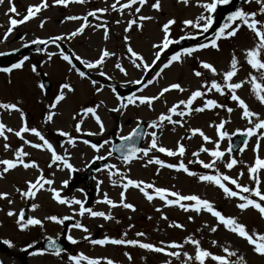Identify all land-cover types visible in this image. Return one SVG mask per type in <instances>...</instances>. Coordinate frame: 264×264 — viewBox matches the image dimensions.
Wrapping results in <instances>:
<instances>
[{
	"label": "rangeland",
	"instance_id": "rangeland-1",
	"mask_svg": "<svg viewBox=\"0 0 264 264\" xmlns=\"http://www.w3.org/2000/svg\"><path fill=\"white\" fill-rule=\"evenodd\" d=\"M114 2L115 0H86L84 4L70 3L67 7H64L54 5L52 0H48L49 8L43 9L35 18L16 26L6 40L3 39V35L9 26L10 16L12 18H22L26 14L27 7L40 3V0H12L17 12L20 13V17L8 14L9 0H4L0 4V53H5V55H0V68L9 67L13 63H17L24 56L29 57L25 61L23 68L14 69L11 74L0 72V102L16 103L22 109L28 126L30 128H37L53 144L58 154L63 155L65 150H67L70 154V163L74 166V169H78L79 171L85 170L88 164L99 160L94 159V157L106 156L107 151L111 148V145H105L99 152H96L89 145L82 143L83 139H88L93 143H97L98 141L102 143L105 139L112 140L114 137L127 135L136 127L137 121L150 123L160 113L166 112L167 108L173 103H176L180 99H186L192 91L200 87L205 79L209 82L213 78L217 80L221 79L219 75L213 77L211 73L202 70L200 68V61L212 63L218 72H222L228 69L231 55L235 51L237 57L241 59L242 67L234 80L243 79L250 71H253L243 61L242 57L243 50L253 45V35L246 29H241L236 37L219 41V51L209 47L194 53L191 57H184L182 62H174L161 73L159 78L154 79L153 84L134 94L145 96L156 95L161 89L172 83H179L185 88V92L181 93L178 90H170L161 99L154 101L151 109L146 105L137 104L136 106L130 105L127 109L122 110V112L114 113L110 111L111 108L118 106L117 95L119 94L113 92L108 86L109 82H115L121 88L129 89L135 85L131 83L132 81L145 80L146 82L147 73H149L147 80L153 79L155 72L159 71L163 63H166L167 59L176 52L174 51L175 44L170 45L162 53L161 59L157 61L155 67L145 72L142 69L136 68L128 59L124 37L128 36L129 40L127 43L131 44L133 50L144 57L145 62L151 64L156 51L152 45L161 41L163 36L162 26L167 20L175 19L176 21L171 26V37L173 39H178L180 36L185 35L186 32L195 31L193 29H184L182 23L183 20L193 19L202 13L203 9L196 6L195 0H191L187 6L178 2V0H160L161 9L159 11L150 6L155 0H147L141 12L137 15L151 16L152 19L144 21L142 28L133 26L128 32H125L127 21L134 18L128 9L124 10L123 15L117 11L100 14V21H97L95 18H89L91 25L104 21L107 22V40L104 38L103 29L87 27L82 34L71 39L59 41L60 48L64 49L65 54L72 56L76 68L84 71L87 78L80 77L74 69L70 71L71 66L59 55V49L50 43L41 49V51L30 52L23 57H19L20 52L34 45L31 43L32 40H47L49 37L67 36L68 33L75 31L82 23V21H68L65 19L66 16H84L89 11L107 7ZM120 2L126 3L127 0H120ZM136 6L138 5H134L133 8ZM239 7H243L246 11H258L259 8L254 0L250 5L241 0ZM218 9L214 14L215 18L218 14ZM117 20L121 22L117 24ZM42 21L43 27L40 26ZM200 42H204V40ZM197 43L189 44L186 47L194 46ZM105 48L115 53V55L108 57L103 66L95 69H88L84 64L75 59V56H79L82 60L95 61L99 58L101 50ZM49 52L57 54L49 60L47 55ZM117 61L121 63L127 75H124V73L115 68ZM33 64L37 66V73L39 74L31 71ZM196 70L203 71L204 75L196 77L194 75ZM101 71L105 73L104 76L99 75ZM44 76L53 84L50 89L42 90L39 87L41 79ZM91 80H96L97 84L93 85ZM66 82L73 86L74 91L66 92L65 99L57 105L56 109H52L56 113L53 120L46 121L45 116L50 110L49 105L53 102L55 95L58 94L59 86ZM96 88H100L101 91L97 92ZM240 90L241 98L246 101L250 109L260 113L264 117V105H261L251 93L250 85L245 84ZM119 96L128 97V95L124 96L121 94ZM206 98L216 99L218 103L232 107L234 111L228 113L225 109L221 108L205 110L202 113L194 112L191 116L183 118L185 121L183 127L173 126L165 121L163 129L157 132L158 143L162 146L175 149L180 138L185 137L182 142L185 144L186 153L183 157H168L159 152L151 153L150 155H156L167 163H177L180 159H183L185 164H188L190 160L195 159L192 153L197 151L201 146L209 149L215 146L213 143L203 142L198 134L190 139L187 138L190 136L188 132L189 128H200L212 140H216L218 139V132L215 127H210V125L218 124L220 120H228L229 122L225 125L223 131L228 132L229 136L220 142V149L224 151L229 147L230 139L238 129L244 131L250 126L245 119L241 118V111L237 107L235 108L234 103L228 95L221 96L212 92L208 93ZM101 101L103 103L97 110V114L105 125L103 135L88 136L82 134L99 132L97 123L90 115L85 117L84 123L81 125L82 132L77 133L75 131V124L79 120V117L75 120L73 117H76L83 107L94 106L100 104ZM201 104L202 100L197 99L193 106L199 107ZM15 114L16 117L13 119ZM173 118L177 119L178 117L174 116ZM0 120L6 125H9V121L12 120L15 124L13 129L16 130L22 126L21 113L17 111L9 112L0 109ZM152 130L148 128L147 132H151ZM61 131L68 132L77 138L75 147L68 142L67 137L60 135ZM7 135V141L0 137V159L13 158L14 150L23 143L14 134ZM24 135L25 139L33 143L40 142L31 133H25ZM149 141L150 136H146L143 147L147 146ZM6 142L10 145L7 151L3 148ZM256 142L257 136H252L247 141V145L241 148L243 149L242 152L238 150L231 153L232 156L241 161L233 169L228 170L224 167L223 161L229 159L227 152L223 161H217V168L234 178L243 170L245 175L240 177L239 182L241 184H249L246 166L254 162L256 153L253 149ZM24 150L30 154L28 159L35 160L39 168L24 169L23 167H17L15 170H11L3 177H0V192L10 193L9 199L12 200V203L9 204L8 199H0V241L10 242L8 244L10 247L8 252L0 249V262L2 264H22L23 249L29 244L35 245L46 237H59L62 234L72 235L78 243L71 244L70 242L68 249L62 252L60 256L48 253L31 254L27 258L28 264H73L68 259L69 255H76L81 252L90 258H100L102 264H106V259H111L116 264H163L166 259H170L172 264H180V261L175 258L139 247L113 244L94 245L89 243L87 239H84L85 236L88 237L97 230H101L100 239H103L105 236L117 239H140L143 242H151L156 245H159L161 241L165 242V244L171 241L183 242L187 236L194 235L197 239H200L203 248L209 249L213 253L223 254L221 248L212 246L211 241L216 240L220 244H230L234 249H238L239 253L245 256L248 264H264V257L254 254L250 246L236 235L229 233L223 228L218 229L216 233H212L205 228V224L212 226L216 223L215 218L206 212L197 214L191 211L185 212L179 207H163L161 200L150 202L139 190L131 187L126 191L125 196L126 202L132 203L135 206V211L123 207L112 208L103 202H98L103 201L105 193L113 201L119 202L120 200V192L122 191V188L119 186L120 176L116 175L110 178L107 168L95 173L93 179L95 186L94 196L90 202H87L85 199V185L73 181L72 170L63 168L62 166L58 167L57 165L49 167L51 157L50 153L46 150H38L30 145H24ZM259 155L264 158V138L261 139ZM199 158L205 162L210 160V156L206 153H200ZM107 159L116 164L121 173L128 178L151 182L157 187L169 188L181 194H197L211 201L226 216H234L240 222L245 223L249 230L264 232V218L259 215L258 211L251 208L240 211L236 207L238 203L237 199L226 198L222 190L210 183L200 182L198 179L188 176L183 172L173 173L172 171L174 170L172 169L164 168L159 169V172H157L158 166L148 165L145 167L146 161L134 160L130 165H124L122 160L114 155ZM188 167L190 170L198 173L214 174V170L202 169L200 165L195 163L188 164ZM41 170L45 178L54 180V184L51 186L45 185V189L54 187L60 190L62 197L79 199L84 202L85 207H91L94 211L111 213L113 219L106 220L103 217H91L87 213L81 217L76 214L78 213L79 206L59 204L52 198V194L48 190L39 191L34 199L22 198L16 189L19 188L21 191L26 190V182L34 181L40 175ZM113 179L117 181L116 186H113L111 182ZM261 179L264 181V173H261ZM65 180L69 182L66 187L63 185V181ZM231 187L234 188V186ZM262 188H264V185H262ZM33 203L39 206L35 210L31 207ZM27 206L29 207L28 218L36 217L43 220L44 217L49 215H56L58 217L70 216L74 217L76 222L79 221L84 224L89 229V232L85 233L74 227L67 229L64 225H58L46 220L43 227L29 226L21 230L17 224V220L21 209ZM157 208H162L163 215L168 217L167 220L161 219V212H157ZM74 209L76 210L75 212L73 211ZM9 211H13L16 214L8 216L7 213ZM189 216L193 217L191 221L188 219ZM174 222L180 223L184 227H169ZM129 225H133L134 227L129 228ZM197 229L200 231H197ZM141 231L146 235L144 237H136V232ZM125 232H127V237L123 236ZM181 251L194 254V246L185 244ZM126 252L132 255L133 259L131 261L125 256ZM82 264H86V262H82ZM206 264H213V262L209 260L206 261Z\"/></svg>",
	"mask_w": 264,
	"mask_h": 264
},
{
	"label": "snow or ice",
	"instance_id": "snow-or-ice-1",
	"mask_svg": "<svg viewBox=\"0 0 264 264\" xmlns=\"http://www.w3.org/2000/svg\"><path fill=\"white\" fill-rule=\"evenodd\" d=\"M4 0H0V4H2ZM178 2L183 3L185 6L189 5L191 0H178ZM231 2V0H195L196 6L203 9L202 13L196 16L193 19H185L183 20L184 29H193V32H186L185 35L180 36L178 39H173L171 37V26L176 23L175 19H169L162 26L163 36L159 43H155L152 45L153 49H156L154 53V59L151 64L145 62L144 57L138 52L134 51L131 44L127 43L129 40L128 36L124 37L126 42V52L128 54V59L130 62L138 69H142L147 72L152 69L157 61H160L162 53L169 48L172 44H179L180 41L186 39L195 40L197 36L204 37V42H200L191 47H183L179 51H176L173 55H171L166 63L159 68V71L155 72V77L153 79H148L146 82L141 80H135L131 83L142 85L141 89L138 91H142L143 88H146L148 85L154 83V79L159 78L161 73L164 72L165 69L169 68L174 62H182L184 57H191L194 53L207 49L211 47L219 51V41L231 39L237 36V34L241 31V29H246L251 32L253 35V45L244 49L242 53L243 61L250 66V71L248 75L239 79L238 81L234 80L237 77L240 68L242 67L241 59H239L233 51L229 63V67L227 70L222 72H218L217 68L214 67L212 63L200 61V68L202 70H206L211 73L213 77L220 76L221 79L217 80L215 78L211 79L209 82L207 79L200 85L199 88L192 91L190 95L186 99H180L176 103H173L170 107L167 108L166 112L160 113L156 119H153L150 123H148L147 127L153 129L151 132L142 131L143 121H137L136 127H134L127 135H120L119 139L123 143L119 145H115L112 140L105 139L102 143H93L88 139H83L81 142L85 145H89L93 150L99 152L101 148H104L105 145H112V147L107 151L106 156H97L94 159H107L108 157H112L114 152H119L120 155L118 159L122 160L124 165H130L134 160L146 161L145 167L148 165H157L159 169H172L177 172H183L188 176L194 177L198 179L200 182H207L222 190L224 196L226 198H235L238 200L236 207L240 211H245L249 208L258 211L259 215L264 218V181L261 179V173H264V158L260 157L259 150L261 147V139L264 138V117L262 115L252 109H250L249 105L246 101L241 98L240 95L237 94V91L244 87L245 84L250 85V91L255 96V98L259 101L261 105H264V0H254V2L259 6L258 11H246L243 7H239L236 10L232 11L227 15L224 22L219 25L217 29L212 32L211 37L206 36L205 34L209 33L210 29H213V25L215 23L214 14L217 12L218 6L227 5ZM253 0H244V3L251 4ZM54 5L67 7L70 3H79L84 4L86 0H52ZM147 3V0H127L126 3H121L120 0H115L114 3L108 5L107 7L97 8L95 10L87 12L84 16H76L69 15L66 16L65 19L68 21H82L78 28L71 33H68L67 36H55L49 37L47 40L44 39H34L31 41L32 44H53L59 49V55L62 57L64 61H66L71 67V70H76L80 77L87 78L86 73L84 71H80L76 68V65L73 64L72 56L65 54L64 49L60 48L59 41L64 39H71L82 34L87 27H93L95 29H103L104 30V38L108 39V26L107 22H100L95 25H91L89 23V17L95 18L97 21L101 20V15L103 13H107L109 11H117L121 15H123L124 10L128 9L130 14L134 17L133 19H129L127 21V26L125 28V32L130 31L133 26L142 28L143 22L147 20H151V16L146 15H137L141 12V9ZM9 8L7 10L8 14H13L15 17H20V13L17 12V9L12 3V0H9ZM134 5H138L133 8ZM151 8L159 11L161 9L160 0H155L152 3ZM50 5L48 0H40V3L36 5H30L26 9V14L22 16V18H9V26L7 31L3 35V39L6 40L8 35L12 33L14 28L18 25L24 24L25 22L35 18L38 13H40L43 9L49 8ZM139 21V23H138ZM121 21L117 20L116 23L119 24ZM41 27H43V21L41 22ZM37 51H41V49H37ZM57 53L49 52L47 53L48 59L56 55ZM0 55H5V53H0ZM115 53L110 52L108 49H102L99 55V58L95 61H87L82 60L79 56H75V59L80 61V63L84 64V66L88 69H95L97 67L103 66L105 60L108 57L114 56ZM29 59L28 56H24L17 63H13L9 67L0 68V72L11 74L14 69H21L24 66L25 61ZM115 68L120 72L127 75V72L122 67L119 61L116 62ZM31 71L33 73H37V66L33 64L31 66ZM39 74V73H37ZM99 75L104 76V72H100ZM196 77H201L204 75L203 71L196 70L194 72ZM93 85L97 84L96 80H91ZM40 89H45V84H39ZM170 90H178L179 92H185V88L182 87L179 83H172L167 87H164L160 90V92L156 95L145 96V95H130L127 98L123 96L117 95L118 106L110 109L111 112H122V110L127 109L130 105L136 106L146 105L148 108L153 107V102L161 99L166 93ZM74 91L73 86L70 83H63L59 86L58 94L55 95L53 102L49 105V111L45 116L46 121H52L56 113L52 111V109H56L57 105L63 101L66 97V92ZM97 92H100V88H96ZM113 92L115 89L113 88ZM215 92L221 96L228 95L230 100L236 104L237 109L241 111V118L245 119L250 125L244 130V133L248 137L257 136V142L253 149L256 153L254 162L248 166H246L247 173L249 175V184H241L239 182L240 177L245 175V172L242 170L239 172L237 177H232L223 173L217 168V161H223L225 154L227 152L229 159L224 162V167L228 170L233 169L235 166L241 163L235 156H232L231 153L233 151L231 145L224 151L220 149V142L227 136L229 133L223 131L225 125L229 122L228 120H220L218 124L210 125V127H215L218 132V139L212 140L209 136H207L203 130L200 128H189L188 132L190 136L187 138H191L196 136L197 134L202 138L203 142L213 143L215 146L212 149L201 146L197 151L192 153V156L195 158L190 160L188 164H198L202 169L205 170H214V174L208 173H198L196 171L190 170L188 164H185L183 159H180L177 163H167L165 160L160 159L156 155H150L151 153L159 152L163 153L168 157H183L186 153L185 144L182 142L185 137H181L180 141L177 142V146L175 149L168 148L162 146L158 143V130H162L164 126V122L166 121L168 124L173 126L183 127L185 124L184 117L191 116L192 113H202L205 110L212 109H225L228 113H232L234 109L232 107H228L224 104L218 103L216 99L206 98L208 93ZM197 99L202 100V104L199 107H194V102ZM100 104H96L94 106L83 107L79 113H77L76 117L73 119L79 120L75 124V131L77 133H81V125L84 123L85 117L89 115L91 118L95 120L99 127L98 133L87 132L82 133L83 135L95 136V135H103L105 131V125L101 120V117L97 114V110L101 107ZM0 109L6 111H17L21 113L22 126L16 130L12 127L7 126L2 120H0V137H2L5 141L8 140L7 134H14L18 137L23 143L20 147L14 150L13 158L0 159V177H3L11 170H15L17 167H23L24 169L28 168H39V165L35 160L28 159L30 154L24 150V145H30L31 147L38 150H46L50 153L51 163L49 167L53 165L62 166L63 168H67L69 170L74 171V166L70 163V154L65 150L64 154H58L55 147L52 143L49 142L45 138V136L35 127H29L26 119L24 118V113L22 109L18 107L16 103H4L0 102ZM178 117L174 119L173 117ZM240 130L238 129L237 132ZM25 133H31L35 135L39 139V143H33L25 139ZM60 135L68 138V142L75 147L77 143V138L73 137L68 132H60ZM146 136H150V141L145 147L137 146V138H143ZM245 146L247 145V141L244 142ZM5 151L9 150L10 145L6 142L3 145ZM242 152L243 149H240ZM200 153H206L210 156V160L205 162L200 159ZM108 169L109 177H113L116 175L120 176V187L122 191L120 192V200L119 202L113 201L108 197L105 193L103 196V202L112 208L115 207H123L125 209H130L135 211V206L132 203L126 202V191L131 187L139 190L143 196L148 201H153L154 199H159L162 201L163 207H179L185 212H195L200 214L202 212H206L210 214L213 218H215L216 223L212 226L205 224V228H207L210 232L216 233L218 229L223 228L227 230L229 233L236 235L238 238L244 240L248 246H250L251 251L260 256L264 257V232H260L257 230H249L245 223L240 222L234 216H226L222 213V211L218 210L217 207L208 199L202 198L197 194H181L177 191H172L169 188L165 187H157L154 183L145 182L143 180H136L128 178L126 175L121 173L120 169L117 168L116 164L106 165ZM113 186L117 185V181L113 179ZM68 181H63V185L66 187L68 185ZM54 184V180L50 178H45L43 175V171H40V175L36 177L34 181L26 182V190L21 191V189L17 188L16 191L22 198L34 199L37 193L41 190H48L52 194V198L62 205H77L79 216L83 217L86 213L91 217H103L106 220L113 219L111 213H105L104 211H94L91 207H85L84 202L76 198H68L62 197L60 190H57L54 187H49L45 189V185L51 186ZM234 186L231 187V186ZM10 193L8 192H0V199H8V203L11 204L12 200L9 199ZM32 209L35 210L39 206L35 203L31 205ZM76 211L75 209L73 210ZM157 212H161V219L167 220L168 217L163 215L162 208H157ZM16 213L13 211H9L7 213L8 216H13ZM74 217L63 216L58 217L56 215H49L44 217V219L29 217L25 220V215L23 209H21L19 213V218L17 220V224L21 230L28 228L29 226H44V221H49L56 223L58 225H64L65 221L73 219ZM151 219V217H149ZM188 219L191 221L193 219L192 216H189ZM72 227L76 229H80L85 233L89 232V229L77 221ZM134 227L133 225H129V228ZM169 227L175 228H183L184 225L180 223H172ZM197 231H200L197 229ZM136 237H144L146 234L144 232H136ZM124 237H127V232L123 234ZM68 241L71 244H76L78 241L73 238L72 235H67ZM84 239H88L87 236ZM48 248L53 249L52 254L55 256H60L62 253V249L56 245V242L49 237ZM4 243L9 244V241H4ZM90 243L94 245H123V246H131V247H139L141 249H145L155 253H162L167 257L175 258L180 261V264H206V261H212L213 264H248L245 256L239 253L238 249H234L230 244H220L216 240H212L211 244L214 247L221 248L223 254H216L210 251L209 249H205L201 245L200 239H197L194 235L187 236L183 242L171 241L167 244L161 241L159 245L153 244L151 242H143L140 239H126V238H110L105 236L103 239H92ZM188 244L194 246V254H189L186 251H181L184 248V245ZM29 248L33 247L32 244L28 245ZM35 254H43L42 252L33 253ZM125 256L129 261L133 259L130 253H125ZM183 257V258H182ZM68 259L73 262V264H82V262H86V264H102L100 258H90L86 256L84 253H78L76 255H69ZM2 264V262H0ZM106 264H116L111 259H106ZM163 264H172L170 259H166Z\"/></svg>",
	"mask_w": 264,
	"mask_h": 264
},
{
	"label": "water",
	"instance_id": "water-1",
	"mask_svg": "<svg viewBox=\"0 0 264 264\" xmlns=\"http://www.w3.org/2000/svg\"><path fill=\"white\" fill-rule=\"evenodd\" d=\"M240 0H233L232 1V4L229 5L228 7H226V9L223 11L222 15L220 16L219 20H218V24L225 18L227 17L228 14H230L232 11H234L235 7L238 5ZM211 33V32H210ZM210 33L208 34H205L206 36L210 35ZM201 39H204V37H201V36H197L195 40H192V39H186V40H183V41H180L179 45L180 47L181 46H184L186 45L187 43H190V42H194V41H198V40H201ZM45 45V44H44ZM44 45H41V44H36L34 50L36 49H39V48H42ZM27 51H25L26 53ZM44 84H45V87L49 88L50 87V84L49 82L45 79L44 80ZM142 131H145L146 132V124L143 123L142 125ZM144 138V137H143ZM143 138H137V146L138 147H141V144H142V140ZM248 136L244 133H238L234 138V142H233V146H232V149L233 151L238 149L239 147H241L243 145V143L247 140ZM113 143L115 145H119L121 143H123L122 141H120V139H115L113 141ZM116 153L118 156L120 155L119 152H114ZM110 163L106 160H101V161H97L95 162L94 164L90 165L89 168H88V171H86L84 174H79L77 171L75 172V176L78 180L80 179H84L87 183V190H88V197L90 198L91 197V194H92V190H93V187L91 185V182H92V179H93V173L99 169V168H103L105 167L106 165H109ZM27 212L24 211V215L26 216ZM72 223V221H69L67 222V225H70ZM55 242H56V245L58 247H60L61 249H64L66 247V244L61 242V241H57L56 239H53ZM48 244H49V241L48 239L44 240L41 244H40V247L39 249H46V250H49V251H53V249H49L48 248ZM4 250H8V247L5 245V244H2ZM32 251V248H28L25 250V256H27L30 252ZM24 264H27L26 262H24Z\"/></svg>",
	"mask_w": 264,
	"mask_h": 264
},
{
	"label": "bare ground",
	"instance_id": "bare-ground-1",
	"mask_svg": "<svg viewBox=\"0 0 264 264\" xmlns=\"http://www.w3.org/2000/svg\"><path fill=\"white\" fill-rule=\"evenodd\" d=\"M4 5V4H3ZM1 6V5H0ZM241 90H238V92H237V94L238 95H240L241 94V92H240ZM241 96V95H240ZM234 103V102H233ZM234 105H235V108H236V104L234 103ZM16 117V114H15V116H13V119ZM7 126H9V127H12V128H14V126H15V124L12 122V120H10L9 121V125H7ZM173 173L174 172H177V171H172ZM153 201H160L158 198L157 199H154ZM170 208H174V207H170Z\"/></svg>",
	"mask_w": 264,
	"mask_h": 264
}]
</instances>
